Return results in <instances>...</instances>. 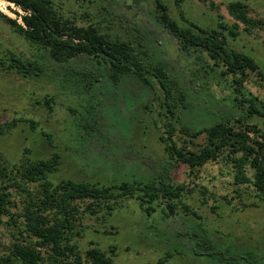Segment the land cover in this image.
Instances as JSON below:
<instances>
[{
	"label": "trees",
	"instance_id": "1",
	"mask_svg": "<svg viewBox=\"0 0 264 264\" xmlns=\"http://www.w3.org/2000/svg\"><path fill=\"white\" fill-rule=\"evenodd\" d=\"M3 1L19 11L8 5L17 17L0 10V19L36 52L33 60L10 53L0 65L25 78L47 77L69 88L85 103L77 133L94 148L91 152L113 162L107 150L116 144L121 151L128 149L116 162L141 163L150 175L112 185L69 178L52 182L56 153L18 163L0 153V227L6 224L14 231L0 264H116L114 248L90 247L81 254L75 240L82 232L83 213H110L124 199L135 198L147 214L157 204L173 220L180 209L199 218L183 201L185 185L172 181L171 171L179 164L192 172L207 162L223 161L231 168L233 183L250 188L264 202V100L247 87L250 74L264 78V72L251 55L229 44L241 32L264 33V17L252 16L239 0L226 5L233 22L217 14L214 27L178 23L163 0H103L94 14L80 16L65 14L53 0ZM173 1L179 5L184 0ZM108 21L122 34L107 31L112 27L102 23ZM153 101L162 126L158 140L163 158L136 153L130 143L141 121L140 108L150 111ZM20 121L35 126L30 119L12 118L0 124V135ZM203 134L204 142L196 144ZM12 187L25 194L17 213L10 209ZM189 237L187 247L196 255L220 264L264 262V252L240 254L217 246L200 223Z\"/></svg>",
	"mask_w": 264,
	"mask_h": 264
},
{
	"label": "rangeland",
	"instance_id": "2",
	"mask_svg": "<svg viewBox=\"0 0 264 264\" xmlns=\"http://www.w3.org/2000/svg\"><path fill=\"white\" fill-rule=\"evenodd\" d=\"M53 1L70 16L92 15L103 3V0ZM231 1L236 0H184L179 5L173 0H163L178 23L187 25V21H192L202 27H214L217 14L233 22L226 9ZM239 1L249 7L252 16L264 17V0ZM8 5L19 11L3 0L0 1V10L10 17H17L7 8ZM113 23L108 21L102 25L112 27H106L107 31L122 34ZM229 44L251 55L264 72V33L248 35L241 32L236 40L229 39ZM35 52L34 45L0 19V59L14 53L23 59L33 60ZM247 87L264 100V78L250 74ZM84 104L82 98L69 88L60 87L56 80L25 78L0 65V124L12 118L35 122V126L31 127L29 122L20 121L9 133L0 135V153L12 163L25 159H48L56 153L59 163L57 170L49 176L52 182L69 178L112 185L150 175L146 168L140 167L141 163L134 161L131 166H122L116 162V158H121L123 152L128 151H121L116 144L110 143L107 150V155L115 160L113 162L104 161L91 152L94 148L87 146L77 133L78 117ZM150 106V111L144 112L140 108L141 121L135 130L133 143H130L136 153L163 158V146L158 140V134L162 132L157 116L158 106L155 101ZM120 136L123 137L122 134ZM203 142L204 134L195 139L196 144ZM171 178L173 183L185 185L183 201L199 218L185 215L180 209L179 218L173 220L170 215L164 214L162 205L157 204L153 205L155 211L147 214L135 198L124 199L110 213L102 210L95 214H82V232L75 240L81 254L90 247L107 252L114 248L116 264H220L216 259L196 255L191 246L187 247L193 227L199 223L221 248L240 254L264 252V202L255 197L250 188L235 185L231 168L223 161L207 162L192 172L185 164H179L172 169ZM29 187L32 188V185ZM10 191L14 203L10 209L17 213L22 208L25 194L13 187ZM250 203H257V206ZM12 233L14 231L8 225L0 227V253H3L4 245L12 240ZM192 240L196 242V238ZM237 264L246 262L239 260Z\"/></svg>",
	"mask_w": 264,
	"mask_h": 264
}]
</instances>
